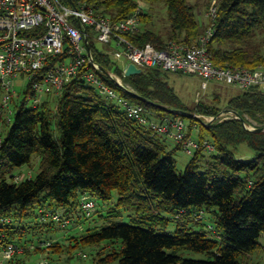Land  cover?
<instances>
[{
  "label": "trees",
  "instance_id": "trees-1",
  "mask_svg": "<svg viewBox=\"0 0 264 264\" xmlns=\"http://www.w3.org/2000/svg\"><path fill=\"white\" fill-rule=\"evenodd\" d=\"M60 1L70 7L84 3L113 22L139 10L140 28L126 37L136 46L151 43L157 48L170 40L196 43L206 30L210 5L209 0L203 3L207 19L203 26L197 1L163 0L169 25L155 30L150 13L143 12L138 0H73L74 6L70 0ZM217 7L206 46L212 61L246 69L264 66V0H218ZM87 31L93 59L119 75L134 93L100 77L129 103L152 110V117L185 118L178 113L182 110L216 115L223 108L203 103L187 107L167 80L171 71L142 68L125 76L122 62L108 52V45L96 41L93 30ZM64 57L54 58L43 72ZM85 69L81 67L58 94L49 93L29 108L27 83L15 102L12 122L0 109V127L5 125L0 139V251L9 243L21 249L0 264H29L34 253H46L40 258L50 260V254L64 250L70 258L76 249L86 248L93 250V264H249L264 232V130H247L236 119L204 125L187 117L188 135L198 127L196 139L208 140L215 149L200 146L178 173L174 153L180 146L169 149L168 137L130 118L119 102L100 95L83 77ZM224 107L264 123V92L257 88L238 89ZM241 143L253 152L248 158L235 155ZM34 157L39 160L36 174L15 181L16 169L31 165ZM84 194L96 203L90 215L80 207ZM115 195L112 206L97 207L95 198L105 205ZM204 210L212 211L211 225L201 222L203 216L195 219L194 213ZM45 213H59L61 219L44 221ZM124 216L128 222L121 221ZM6 217L10 221L2 222ZM64 220L67 224L61 226ZM85 220L89 221L82 227ZM171 221L176 223L173 234L158 232ZM60 229H67L62 234L65 245L53 241ZM36 232L34 238L27 236ZM187 250L207 258L179 253Z\"/></svg>",
  "mask_w": 264,
  "mask_h": 264
},
{
  "label": "built area",
  "instance_id": "built-area-1",
  "mask_svg": "<svg viewBox=\"0 0 264 264\" xmlns=\"http://www.w3.org/2000/svg\"><path fill=\"white\" fill-rule=\"evenodd\" d=\"M217 8V3L213 1L206 12V30L196 43L188 45L170 40L163 48H157L151 43L136 46L126 37V33L140 28L139 10L126 19L113 22L107 16L96 15L84 3L70 7L60 0H0V109L3 114L6 112V119L9 121V114L12 113L9 106L19 77L23 79V83H31L28 98L32 99L33 106H37L47 94H58L63 84L85 66L83 77L95 86L100 95L119 102L130 118L149 125L155 133L168 137L189 156L200 146L213 151L215 147L208 140L201 143L188 135V125L184 123L183 117L151 119L142 105L129 103L102 79L100 74L115 85H124L130 89L116 73L103 68L93 59L87 45V29L93 30L96 41L108 45V52L115 60L122 62L123 72L129 63H133L141 69L160 68L195 75L202 79L203 88L207 87L209 81H217L240 90L257 88L264 92V66L255 69L220 66L210 58L206 46L214 32ZM31 31H35L36 35L29 34ZM62 54L65 56L62 60L55 61L43 72L48 63ZM202 118L204 125L236 119L250 131L264 128L263 122L246 113L239 114L227 108L216 115ZM20 180L16 175L15 181ZM80 207L90 215L96 208V203L88 194H84L80 198ZM201 214L202 212H197L194 216L201 219ZM50 217L54 220L61 219L59 213H45L41 219L45 221ZM1 221L9 222L10 218H2ZM66 224L67 220L61 222V226ZM20 251L16 244L9 243L0 251L1 259L9 260ZM36 264L51 262L47 258H40Z\"/></svg>",
  "mask_w": 264,
  "mask_h": 264
},
{
  "label": "rangeland",
  "instance_id": "rangeland-1",
  "mask_svg": "<svg viewBox=\"0 0 264 264\" xmlns=\"http://www.w3.org/2000/svg\"><path fill=\"white\" fill-rule=\"evenodd\" d=\"M141 9L143 10L144 13H150L151 15V26L152 28H154L155 30H164L165 28H167V26L169 25V20L167 17V8L165 3L163 2V0H153V2L151 3L149 0H138ZM191 1H197L200 8L197 9V18L198 21L204 26L206 25V17L203 14L204 12H206V7L205 5H203V3H205V1L207 0H191ZM213 1H215L217 3L218 0H209L210 5H212ZM209 5V6H210ZM208 6V5H207ZM153 24V25H152ZM146 25L142 24V28L145 27ZM101 44V43H100ZM103 45V44H101ZM121 63V61H119ZM115 73V72H114ZM119 76V75H118ZM120 77V76H119ZM121 78V77H120ZM122 79V78H121ZM169 84L174 88L175 92L178 94V96L180 97L181 101L189 108H193L195 107L198 103H203L205 105H219L223 108L222 109H226L224 107L225 101L228 99V97H230L232 94H235L238 92V89L232 86H228L225 85L223 83H219L217 81H209L208 85L206 88L202 87V79L195 76V75H189V74H184V73H179V72H170L167 78ZM27 83H23V79L21 77H19L16 81V85L14 87L15 89V93H14V97L10 103L9 108L11 110H15V102L17 103L19 99L22 98L23 95V91L26 87ZM218 99H217V98ZM217 99V100H216ZM114 102H116V100H113ZM26 108L32 107L33 106V102L32 99L28 98L26 100L25 103ZM121 108L123 109V106H121ZM147 114L150 115L152 117V110H146ZM188 112H192L194 115H197L199 117H195L200 123L203 124V116H207L210 114L207 113H203V112H198V111H189ZM6 113V112H5ZM5 113L3 114V117L6 119V115ZM9 117L11 119V122L13 121V117L14 114L11 113L9 114ZM200 118V119H199ZM184 123L186 125H188L190 123V119L185 117L183 118ZM195 126H198L197 124ZM4 127L5 125H2V128L0 127V139H1V133L2 131H4ZM7 128H9V126H7ZM198 127L194 128L193 131L191 132V135L193 138H197L198 137ZM168 140V148L172 149L175 147V142L172 141L171 139H167ZM252 150L247 146L246 143H241L237 146V148L235 149V155L236 157H243V158H248L249 156L252 155ZM174 157L176 159V171L178 173L182 172L186 166V164L188 163L190 156L181 148L177 149L174 153ZM39 168V160L34 157L32 160L31 165H24L22 167H20L19 169H16V173L17 176H19L21 179L29 177V176H34L36 174V172L38 171ZM116 195L114 197V199L112 201H110L108 204L103 205L99 199H96L97 202V207L100 209L102 207H104L105 209L108 206H112L115 201ZM99 204V205H98ZM105 212V211H104ZM128 212L126 211L124 215H126ZM203 216L201 222L203 223H207L209 225H211L213 222L211 220L212 217V211H207L204 210L201 214V217ZM114 219V218H112ZM196 219V218H195ZM89 220H85L82 224V227H85L87 222ZM121 221L123 222H128L129 219L127 216H124L121 218ZM194 225V224H193ZM194 229H200V225H194L193 226ZM176 229V223L174 221H171L168 223V225L164 228V229H158V232H165V233H170L173 234L174 231ZM205 229H209V227L207 226ZM67 230V229H66ZM60 229L58 230L57 233L54 234V240L53 241H61V243H65L67 244V240L65 239V237L62 236V234L64 235V233H66L67 231ZM30 232V231H29ZM39 232L36 233H29L27 236L34 238L36 236H38ZM259 243H260V247H258L256 250H254L249 258V264H264V232H262V234L259 237ZM64 244V245H65ZM66 247H64L65 249ZM93 250H90L88 248L86 249H76V253L77 256L75 255V252L72 254L73 256L69 258V253L66 252L65 250L58 253V254H50L52 255V258L50 259L52 264H93V256L94 254L92 253ZM48 252V250H47ZM182 256L184 257H189V258H198V259H205L207 258V255L203 254V253H197V252H193V251H180L179 252ZM46 256L45 254H41V253H34L31 258H28V260H30L29 264H33L40 259V257H44ZM0 260H1V255H0Z\"/></svg>",
  "mask_w": 264,
  "mask_h": 264
},
{
  "label": "water",
  "instance_id": "water-1",
  "mask_svg": "<svg viewBox=\"0 0 264 264\" xmlns=\"http://www.w3.org/2000/svg\"><path fill=\"white\" fill-rule=\"evenodd\" d=\"M71 4L74 6L73 4V0H70ZM142 71L141 68H138L136 67L133 63H129L127 66H126V69H125V72H124V75L125 76H130V75H133V74H137V73H140ZM121 88H123L124 90L128 91L129 93H134V91L132 89H129L127 88L126 86L124 85H121L120 86ZM142 99L143 101L145 102H148V103H151V104H154V102H151V101H148L144 98H140ZM180 115H183V116H186V117H195V115L192 113V112H188V111H179L178 112ZM264 130V128H258L257 131H262Z\"/></svg>",
  "mask_w": 264,
  "mask_h": 264
}]
</instances>
